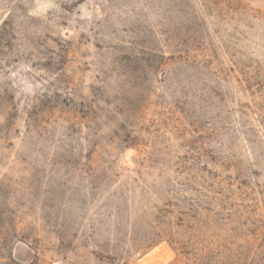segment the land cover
I'll list each match as a JSON object with an SVG mask.
<instances>
[{"label": "rangeland", "instance_id": "374dc122", "mask_svg": "<svg viewBox=\"0 0 264 264\" xmlns=\"http://www.w3.org/2000/svg\"><path fill=\"white\" fill-rule=\"evenodd\" d=\"M0 264H264V0H0Z\"/></svg>", "mask_w": 264, "mask_h": 264}]
</instances>
